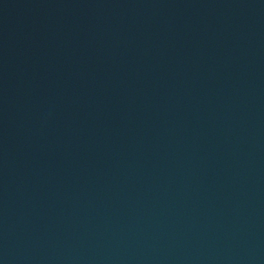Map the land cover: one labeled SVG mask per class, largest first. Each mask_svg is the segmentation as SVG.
<instances>
[{"label": "water", "instance_id": "obj_1", "mask_svg": "<svg viewBox=\"0 0 264 264\" xmlns=\"http://www.w3.org/2000/svg\"><path fill=\"white\" fill-rule=\"evenodd\" d=\"M0 264H264V0H0Z\"/></svg>", "mask_w": 264, "mask_h": 264}]
</instances>
